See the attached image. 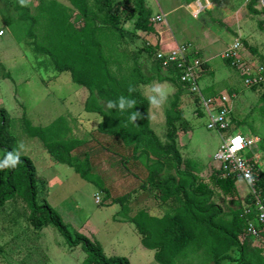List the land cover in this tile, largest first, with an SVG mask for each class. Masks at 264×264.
<instances>
[{"label": "rangeland", "instance_id": "374dc122", "mask_svg": "<svg viewBox=\"0 0 264 264\" xmlns=\"http://www.w3.org/2000/svg\"><path fill=\"white\" fill-rule=\"evenodd\" d=\"M16 1L0 0V109L6 110L9 116V131L17 142L14 153L30 158L36 168L39 187L37 202L41 203L46 199L52 208L64 214V221L70 229L97 240L107 256L125 257L129 264H158L153 258V252L142 247L141 238L134 225L124 220L140 210L151 216L162 217L174 213L179 204L174 200L161 202L160 193L150 188L147 183L144 158L134 160L131 146L126 147L119 140L97 132V119L100 122L101 118L83 110V99L88 91L74 84L68 72H56L48 57L33 51L31 40L26 36L31 27L30 22L18 20V14L14 11ZM40 1L24 0L21 3L38 21L33 28L38 44H46V32H53V27L48 25L47 15L43 11L59 10L62 6L69 20L77 28L82 26V18L67 0H44L42 10ZM88 2L96 14L95 23L100 29L106 30V11L122 0ZM245 3L240 0L145 1L146 7L152 13L151 17L163 18L157 24L158 30L164 32L163 40H168V32H175L183 36L181 40L189 41L197 50L198 47L205 48L204 58L211 72L200 80V86L205 88L207 84H212L211 91L217 96L230 97L228 105L233 125L227 131L208 130L207 116L179 84L157 81L154 62L147 57L146 52L140 51L149 38L134 29L136 17L130 0H125V7L120 8L119 14V27L125 33V39H110L108 46L111 48H105L107 54L119 61L111 63V69L117 76L128 74L133 66L138 65L143 74L154 78L149 85H139L138 88L149 102L150 128L163 144L166 143L165 112L174 93L177 90L181 92L179 107L184 121L176 124L177 149L183 159L197 162V176L213 190L212 200L221 207L225 220L231 218L233 211L246 205L250 190L246 183L236 179L233 192L225 195L215 188L210 179L217 168L213 157L223 140L231 133L246 135L243 131L248 129L251 136L260 140L255 150L258 156L255 168L258 175L264 174V102L260 99L264 89L253 90L246 87L241 70L223 60L224 52L237 38L227 33L225 27L218 23L221 21L232 32L236 29L242 31L249 44L259 54L264 55V33L256 27V21L264 19V15L253 17L243 13V16L241 13ZM256 8H263L260 2ZM239 14L243 19L240 23L237 21L240 19ZM220 41L229 43L225 45L224 51L219 50L220 46L216 49L213 47ZM155 43L157 42H152ZM238 59L244 63L250 59L256 60L257 57L241 44ZM7 75L10 78H6ZM161 75L165 74L162 72ZM210 92L205 91L204 94L208 96L206 93ZM232 94L236 97L232 98ZM152 97L159 103L153 104ZM23 112L36 127H45L58 117L66 116L69 128L67 137L85 140V145L76 150L75 154L79 159L84 153L89 155L92 173L103 179L112 197L131 193L127 202L128 212L117 217L120 210L118 205L105 206L109 200L105 199L103 192L82 180L68 166L56 163L37 138L28 137L22 126ZM198 112L202 115L199 116ZM239 125L242 127L238 128ZM1 155L2 150L0 157ZM169 175L173 176L174 170L169 162H165V169L157 177V182H162ZM142 184L146 186L144 189L140 188ZM96 195L101 199L100 204L95 202ZM38 221L41 218H33L19 197L7 201L0 208V264L83 263L86 255L80 247L70 248L52 226L40 228L34 225ZM177 264L212 262L204 248L191 247L178 258Z\"/></svg>", "mask_w": 264, "mask_h": 264}, {"label": "trees", "instance_id": "16d2710c", "mask_svg": "<svg viewBox=\"0 0 264 264\" xmlns=\"http://www.w3.org/2000/svg\"><path fill=\"white\" fill-rule=\"evenodd\" d=\"M42 4L40 8L42 10ZM78 12L83 20L77 28L71 22L60 6L59 10L43 11L48 18V25L53 32H46L45 43L37 42L34 26L38 23L35 16L29 13L27 7L17 0L14 11L20 22H30V29L26 36L31 40L30 45L35 53L48 57L53 69L58 72H68L71 81L88 91L83 110L96 114L101 118L97 125V132L119 140L124 146L132 147V158H144L147 170V183L150 188L160 193L161 202L174 200L179 207L172 214L162 217L149 215L140 210L132 217L124 220L134 225L141 238L144 249L153 252V258L158 264H177L189 248H204L212 264H264V257L257 248L251 246L250 241L240 243L238 237L246 227V221L241 217L242 208L232 212L231 218L225 220L223 211L213 202V190L197 176L198 164L190 159H183L176 145V124L184 121L183 112L179 107L181 92L177 90L165 112L166 143L163 144L150 128L148 117V100L139 90V85H149L152 76L142 73L141 67L133 66L128 74L117 76L111 69V63L119 62L107 54L105 48L108 41H121L125 33L119 27L120 8L125 7V0L116 2L106 11V30L100 29L95 23L96 14L92 11L88 0H67ZM101 3L103 0H95ZM135 10L133 27L143 33H154L155 28L150 23L151 11L146 7V0H130ZM246 2V11L250 16L264 15V8L257 9L259 0H241ZM221 26V22H218ZM257 30L264 33V19H258ZM227 32H231L225 28ZM244 48L256 55L258 61L264 64V56L257 50L243 43ZM113 49H116L115 47ZM140 51L146 52L147 57L155 64L158 82L177 83L178 75L174 70L162 74V68L153 58V51L144 47ZM116 60V62H115ZM230 65V61L223 59ZM6 78H10L9 75ZM256 90L255 88H252ZM264 102V90L260 97ZM123 103V107L121 104ZM112 105V106H110ZM198 115L202 114L198 112ZM135 116L133 121L132 117ZM22 126L26 135L37 138L49 156L59 164L71 168L79 177L94 185L109 200L105 206L118 205L119 214L127 213V202L131 193L112 198L103 179L93 174V167L88 154L84 153L79 159L75 151L85 145V140L67 137L69 128L66 116H61L45 127H36L22 114ZM9 116L4 109H0V150L3 163L8 153H14L16 139L11 135ZM165 162H169L174 175H169L162 182L157 177L164 171ZM210 179L215 188L225 195H230L235 188V176L222 178L216 168ZM255 185L264 197V174L258 175ZM36 168L27 156L19 155L15 167H0V208L19 197L27 206L32 217L39 216L41 221L35 222L40 228L52 226L63 237L66 244L73 249L80 247L86 255L82 264H129L125 257L106 256L101 244L95 239H89L80 232L70 229L61 215L52 208L47 201L37 202L39 193ZM146 186L141 185L144 189ZM251 201L250 194L246 204ZM101 203V201H100ZM99 203V204H100Z\"/></svg>", "mask_w": 264, "mask_h": 264}, {"label": "built area", "instance_id": "2783aa9c", "mask_svg": "<svg viewBox=\"0 0 264 264\" xmlns=\"http://www.w3.org/2000/svg\"><path fill=\"white\" fill-rule=\"evenodd\" d=\"M162 20L160 16L151 17L150 23L155 26ZM146 47L153 51V58L160 64L162 70H174L179 74V83L194 98V103L201 112L207 116L208 130L223 132L231 128V109L228 105L230 97L204 94L200 80L204 73L205 59L192 43H177L172 47L164 48L161 42L155 44L147 42ZM240 48V42L237 39L233 40L222 58L229 60L231 66L241 70V77L246 87L264 89V64L258 59L241 62L238 59ZM231 97L236 96L232 94ZM259 142L257 137L231 133L223 140L213 160L222 178L235 176L249 187L251 201L242 208L241 213V217L246 221V227L238 240L240 243L250 241L251 246L257 248L264 257V197L255 188L259 180L255 168L258 160L255 150ZM100 201V197L96 195L95 202L100 203Z\"/></svg>", "mask_w": 264, "mask_h": 264}, {"label": "crops", "instance_id": "0c3cea01", "mask_svg": "<svg viewBox=\"0 0 264 264\" xmlns=\"http://www.w3.org/2000/svg\"><path fill=\"white\" fill-rule=\"evenodd\" d=\"M241 1V0H240ZM242 2H245V1H242ZM246 3L244 4V10L242 11V15H243V13H247L248 14V12L246 11ZM239 13V11L237 12V14ZM244 16V15H243ZM248 16H250L249 14H248ZM238 18V17H237ZM239 18L241 19H237V21H238V23H240L241 21H243V19L241 18V15L239 14ZM217 22V21H216ZM218 22H221V21H218ZM164 24H165V22H164ZM222 24V23H221ZM256 24H257V21H256ZM158 26L157 25H155L154 26V28H155V32L154 33H150V34H147V33H144L149 39H148V42H158V41H160L161 43H162V45H163V47L164 48H169V47H172V46H174L175 44H177V43H186V42H189V41H187V40H181V37H183V36H181L180 34H176L175 32H168V34H166L167 32H165V34H166V37H167V39L168 40H163V36H164V32H160L159 30H158V28H157ZM223 27H225V28H228L230 31H231V29L229 28V27H227V26H225V24H223ZM239 28H240V26H239ZM160 30H162V28H159ZM237 31H240L239 29H236L234 32H227V33H229L230 35H233L235 38H237V40L241 43V41H242V46H243V43H246L247 45H249V46H251L249 43L250 42H248L245 38H244V35H243V32L242 31H240V32H237ZM143 33V32H142ZM232 41H230V43H231ZM223 44V45H222ZM227 42H219V43H217V44H214L213 45V47L216 49L217 48V46H220V49L219 50H223L224 51V49L226 48V46L229 44H227ZM226 45V46H225ZM225 47V48H224ZM199 49V52H200V54H201V57H203L204 58V56H205V53L206 52H204L203 51V49L205 50V48H200V47H198ZM202 51H203V54H202ZM213 55H214V53L213 52H211ZM262 55V54H261ZM264 56V55H263ZM205 59V58H204ZM211 71H210V68H209V65H208V62L205 60V65H204V73H203V75H202V77H201V79L204 77V75L205 74H208V73H210ZM163 73L165 74L166 73V71H164L163 70ZM202 87V86H201ZM212 87H213V85L212 84H207L206 86H205V88L204 87H202V89H203V92H210L211 91V89H212ZM206 94H208V96H217L216 95V93H213V91H211L210 93H206ZM262 94V93H261ZM88 96V95H87ZM87 96H85L84 97V102H85V100H86V98H87ZM95 116H98V115H96V114H94ZM98 119H97V125H98ZM97 125H96V128H97ZM233 125V124H232ZM240 127H242L241 125H239L238 126V128H240ZM243 132H245V134L247 135V136H251V134H250V131L248 130V129H244V131ZM81 139V138H80ZM38 176V175H37ZM38 181V180H37ZM112 197V196H111ZM118 197V196H117ZM112 198H116V197H112ZM43 201H46V199H44ZM42 201V202H43ZM41 202V203H42ZM108 203V202H107ZM116 205V204H115ZM112 206V205H111ZM118 211V210H117ZM120 211V210H119ZM58 212V211H57ZM60 215H61V217L63 218V220H64V214L62 215L60 212H58ZM118 215H119V213H117L116 214V216L118 217ZM103 248V247H102ZM103 251H104V249H103ZM105 252V251H104ZM106 255V254H105ZM107 256V255H106ZM113 256H116V255H113ZM108 257H110V256H108Z\"/></svg>", "mask_w": 264, "mask_h": 264}, {"label": "clouds", "instance_id": "9594fccd", "mask_svg": "<svg viewBox=\"0 0 264 264\" xmlns=\"http://www.w3.org/2000/svg\"><path fill=\"white\" fill-rule=\"evenodd\" d=\"M24 0H21V3L23 4ZM158 91V90H157ZM151 102L153 104H158L159 101L155 98H151ZM112 106V105H110ZM121 107H123V103L121 104ZM133 121L135 120V116L132 117ZM19 161V155H14L13 153H8L7 157L3 161V163H0V167H8L12 166L15 167L16 163Z\"/></svg>", "mask_w": 264, "mask_h": 264}, {"label": "water", "instance_id": "95a60500", "mask_svg": "<svg viewBox=\"0 0 264 264\" xmlns=\"http://www.w3.org/2000/svg\"><path fill=\"white\" fill-rule=\"evenodd\" d=\"M259 1H260L261 6L264 8V0H259Z\"/></svg>", "mask_w": 264, "mask_h": 264}, {"label": "snow or ice", "instance_id": "6c2138e0", "mask_svg": "<svg viewBox=\"0 0 264 264\" xmlns=\"http://www.w3.org/2000/svg\"><path fill=\"white\" fill-rule=\"evenodd\" d=\"M239 141H237V143H238Z\"/></svg>", "mask_w": 264, "mask_h": 264}]
</instances>
